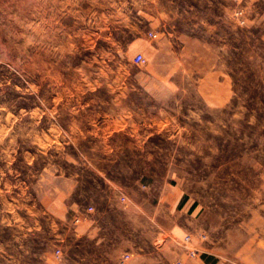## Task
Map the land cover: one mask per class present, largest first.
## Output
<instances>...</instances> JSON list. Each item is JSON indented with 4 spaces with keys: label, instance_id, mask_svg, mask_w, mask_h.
Returning a JSON list of instances; mask_svg holds the SVG:
<instances>
[{
    "label": "rangeland",
    "instance_id": "rangeland-1",
    "mask_svg": "<svg viewBox=\"0 0 264 264\" xmlns=\"http://www.w3.org/2000/svg\"><path fill=\"white\" fill-rule=\"evenodd\" d=\"M261 225L264 0H0V264H217Z\"/></svg>",
    "mask_w": 264,
    "mask_h": 264
},
{
    "label": "crops",
    "instance_id": "crops-1",
    "mask_svg": "<svg viewBox=\"0 0 264 264\" xmlns=\"http://www.w3.org/2000/svg\"><path fill=\"white\" fill-rule=\"evenodd\" d=\"M192 244H197V241L193 240ZM204 253H209L207 251H203ZM246 257V264H264V227L261 225L257 229L251 231L249 233L244 241V244L241 245L237 250H235V253L231 254L228 257L221 258L217 264H226L227 261H229L231 264H234L235 258L239 256V254H243ZM179 259V260H178ZM177 261H180L181 264H187V258L185 257V254L181 256V258H178ZM176 261V262H177ZM203 262V261H202Z\"/></svg>",
    "mask_w": 264,
    "mask_h": 264
},
{
    "label": "built area",
    "instance_id": "built-area-1",
    "mask_svg": "<svg viewBox=\"0 0 264 264\" xmlns=\"http://www.w3.org/2000/svg\"><path fill=\"white\" fill-rule=\"evenodd\" d=\"M134 60L136 63H141L143 62V58L141 55H136L134 57ZM122 200H124L122 198ZM91 209V208H89ZM190 242H191V239H190V236H185L184 237V240H183V247L185 249V252L187 253L188 257H191V258H194L196 256H198V253H199V250L195 247H190ZM57 254L59 253L58 250L55 251ZM129 258V255L128 254H125L121 257L122 261H126L127 259ZM175 264H181L180 262H177Z\"/></svg>",
    "mask_w": 264,
    "mask_h": 264
}]
</instances>
